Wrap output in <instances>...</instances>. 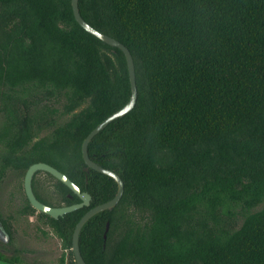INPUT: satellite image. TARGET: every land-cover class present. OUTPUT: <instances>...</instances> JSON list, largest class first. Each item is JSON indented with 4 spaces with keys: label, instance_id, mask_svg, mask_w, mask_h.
<instances>
[{
    "label": "trees",
    "instance_id": "16d2710c",
    "mask_svg": "<svg viewBox=\"0 0 264 264\" xmlns=\"http://www.w3.org/2000/svg\"><path fill=\"white\" fill-rule=\"evenodd\" d=\"M78 8L127 47L137 88L133 109L87 146L124 190L81 228L84 262L264 264V0H78ZM30 84L62 92L69 118L30 146L32 118L18 110L4 134L0 184L10 168L25 174L45 162L90 195L88 206L56 219L38 212L76 264L77 222L117 192L111 177L85 171L81 145L128 101L126 59L76 22L71 0H0V87ZM40 172L32 180L38 200L80 202L43 172L51 202L36 184ZM0 223L11 241L9 222ZM0 261L26 264L2 252Z\"/></svg>",
    "mask_w": 264,
    "mask_h": 264
},
{
    "label": "rangeland",
    "instance_id": "374dc122",
    "mask_svg": "<svg viewBox=\"0 0 264 264\" xmlns=\"http://www.w3.org/2000/svg\"><path fill=\"white\" fill-rule=\"evenodd\" d=\"M65 97L62 92L49 87L24 85L16 88L0 87V158L6 153L7 137L4 135L10 119L18 110H28L32 118L33 140L50 136L52 130L63 124L69 114L64 109ZM27 115V114H24ZM24 174L8 169L0 184V217L9 222L10 239L0 246V252L14 256L26 264H68L69 251L64 250L60 239L38 212L26 211L23 189ZM36 184L45 190L51 202L56 201L53 181L43 171L36 174ZM238 218L237 225H240ZM16 251L18 253H16ZM62 258L64 262L62 263ZM23 264V263H21Z\"/></svg>",
    "mask_w": 264,
    "mask_h": 264
},
{
    "label": "water",
    "instance_id": "95a60500",
    "mask_svg": "<svg viewBox=\"0 0 264 264\" xmlns=\"http://www.w3.org/2000/svg\"><path fill=\"white\" fill-rule=\"evenodd\" d=\"M71 6H72L73 15H74L76 22L85 31L97 37L99 40L103 41L104 43L112 47L119 48L123 52L125 59H126L127 68H128L130 88H131L130 97L128 101L125 103V105H123L120 109L113 112L112 114L107 116L105 119H103L99 124H97L83 139V142L81 145L82 158L85 163V168H84L85 171H88L89 169H93L99 173H102L104 175L111 177L117 184V192L115 196L107 202H104L102 204H99L95 207L90 208L80 218V220L77 222L74 228L73 235H72V246H71V250L74 255V260L76 264H86L81 256L79 245H78V237H79L81 228L94 215L102 211H105V210H112L119 202L123 194V190H124L123 181L115 172L98 165L97 163H95L93 160L89 158L87 146H88V143L91 141V139L96 134H98L101 130H103L109 123H111L112 121L118 118L123 117L124 115H126L128 112H130L133 109L136 103V99H137V88H136V80H135L134 62H133L132 55L127 49V47H125L121 42L117 41L116 39L98 31L97 29L89 25L81 17L79 13L78 0H71ZM38 171L47 172L50 175H52L54 178H56L57 180L65 184L74 194H76L79 197L80 202L76 204H72V205L49 206L47 204H44L40 200H38L33 192V187H32L33 176ZM23 189H24L25 196L32 208H34L37 212H42L55 219L58 218L59 216H63L64 214L74 211L76 209H79L83 206H88L90 204V199H91L90 195L87 192L85 191L81 192L80 188L76 184H74L64 173H62L55 167L45 162H36V163L31 164L27 168L24 174V178H23ZM108 227H109V224L107 223L106 228H105V233L108 231ZM105 236L106 234H104V237ZM8 240H9V237L4 232L1 226V223H0V242L6 243Z\"/></svg>",
    "mask_w": 264,
    "mask_h": 264
},
{
    "label": "crops",
    "instance_id": "0c3cea01",
    "mask_svg": "<svg viewBox=\"0 0 264 264\" xmlns=\"http://www.w3.org/2000/svg\"><path fill=\"white\" fill-rule=\"evenodd\" d=\"M0 264H9V263H6V262H3V261H0Z\"/></svg>",
    "mask_w": 264,
    "mask_h": 264
}]
</instances>
